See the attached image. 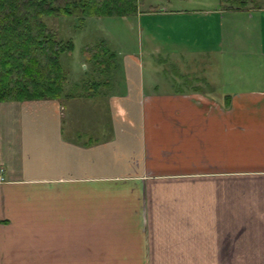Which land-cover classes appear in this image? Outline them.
Here are the masks:
<instances>
[{"label": "crops", "instance_id": "obj_1", "mask_svg": "<svg viewBox=\"0 0 264 264\" xmlns=\"http://www.w3.org/2000/svg\"><path fill=\"white\" fill-rule=\"evenodd\" d=\"M240 5L147 30L146 59H219L239 40L264 63V0ZM141 7L122 18L185 14ZM231 12L248 25L224 38ZM134 57L133 88L108 108L99 87L0 102V264H264V73L232 90L203 62L186 89L144 94Z\"/></svg>", "mask_w": 264, "mask_h": 264}, {"label": "rangeland", "instance_id": "obj_2", "mask_svg": "<svg viewBox=\"0 0 264 264\" xmlns=\"http://www.w3.org/2000/svg\"><path fill=\"white\" fill-rule=\"evenodd\" d=\"M238 2V0L235 1V3ZM248 3L250 4L251 0H248ZM141 6L143 10H152L159 6L168 9V12L182 10L185 14L168 18H164L162 14H149L140 18L127 19L118 16L44 17L46 24L53 32L55 31L57 39L72 43V50L60 55V65L66 77L63 88L65 93L70 92L74 97H78L87 92L94 94L95 87H99L97 91L102 93L101 102L104 107L108 108L111 96L124 97L133 88V74L136 72L134 64L138 62L134 55H140V53L143 55L140 60L143 63L141 74L144 94L147 91L151 93L164 90L178 93L180 90L186 89L189 86L188 82L193 78L192 72L200 71L199 64L203 62L204 68L208 67V72L214 73L212 76L215 78H223L227 74L229 78L232 76L234 78L230 84L232 90H240L243 87V82L237 79L238 77L247 73L252 75L259 72L264 73V63L260 59H254L251 45H247L246 51L236 47L239 45V40L238 44L235 43L232 47H228L226 40L218 52L219 59H193L192 56L191 59H184L186 56L180 59L182 57L175 54L169 55L170 59H146L145 47H141L140 44L144 42L143 35L147 30L151 28L161 30L162 27L167 28L169 25L184 23L205 25V22H210V19H203V16H200V10H209V17L220 18L219 12L226 9H222L225 5L221 4L220 0H142ZM230 21L234 22L239 30L242 26L248 25L247 19L242 13H224L220 24L224 38H226L227 26ZM253 26L251 25L250 28ZM155 35L162 37L160 31H155ZM253 40L254 38L248 40V43L251 44ZM183 42L185 43L184 47L187 43L191 44L184 40ZM165 46V42H163V47ZM94 53L98 60H104L102 66L94 63L92 58ZM111 54L114 56V66L106 71ZM209 61H214L216 64L210 65ZM148 79H151V82ZM104 82H108V84L103 85ZM88 85H92V87H88ZM202 85L206 88L204 84ZM257 85L259 83L255 82L248 86L254 88ZM62 100L67 102L68 99L62 97Z\"/></svg>", "mask_w": 264, "mask_h": 264}, {"label": "trees", "instance_id": "obj_3", "mask_svg": "<svg viewBox=\"0 0 264 264\" xmlns=\"http://www.w3.org/2000/svg\"><path fill=\"white\" fill-rule=\"evenodd\" d=\"M141 1L0 0V102L57 99L63 94L66 77L60 55L70 52L72 43L57 39L44 17H130L138 13ZM235 1L220 3L236 10L244 2ZM94 54V63L102 66L104 60Z\"/></svg>", "mask_w": 264, "mask_h": 264}]
</instances>
